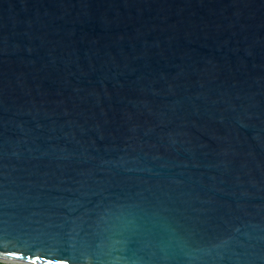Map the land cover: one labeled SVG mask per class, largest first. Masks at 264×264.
I'll list each match as a JSON object with an SVG mask.
<instances>
[{
	"label": "water",
	"instance_id": "1",
	"mask_svg": "<svg viewBox=\"0 0 264 264\" xmlns=\"http://www.w3.org/2000/svg\"><path fill=\"white\" fill-rule=\"evenodd\" d=\"M0 262L264 264V0H0Z\"/></svg>",
	"mask_w": 264,
	"mask_h": 264
},
{
	"label": "bare ground",
	"instance_id": "2",
	"mask_svg": "<svg viewBox=\"0 0 264 264\" xmlns=\"http://www.w3.org/2000/svg\"><path fill=\"white\" fill-rule=\"evenodd\" d=\"M4 261H6V260H4ZM9 262H10V261H9ZM12 263H15V264H16V263H18V262H12Z\"/></svg>",
	"mask_w": 264,
	"mask_h": 264
},
{
	"label": "trees",
	"instance_id": "3",
	"mask_svg": "<svg viewBox=\"0 0 264 264\" xmlns=\"http://www.w3.org/2000/svg\"><path fill=\"white\" fill-rule=\"evenodd\" d=\"M0 264H7V263H1V262H0Z\"/></svg>",
	"mask_w": 264,
	"mask_h": 264
}]
</instances>
